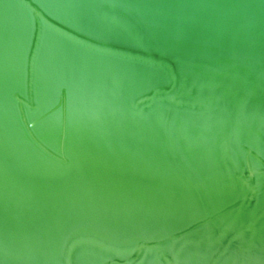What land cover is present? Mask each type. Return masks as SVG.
I'll return each instance as SVG.
<instances>
[{
    "label": "water",
    "instance_id": "1",
    "mask_svg": "<svg viewBox=\"0 0 264 264\" xmlns=\"http://www.w3.org/2000/svg\"><path fill=\"white\" fill-rule=\"evenodd\" d=\"M0 264H264V0H0Z\"/></svg>",
    "mask_w": 264,
    "mask_h": 264
}]
</instances>
